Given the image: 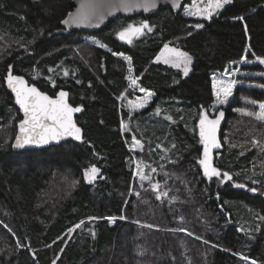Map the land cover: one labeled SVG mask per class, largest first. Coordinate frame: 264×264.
Segmentation results:
<instances>
[{"label": "trees", "instance_id": "obj_1", "mask_svg": "<svg viewBox=\"0 0 264 264\" xmlns=\"http://www.w3.org/2000/svg\"><path fill=\"white\" fill-rule=\"evenodd\" d=\"M191 2L53 34L72 0H0V264H249L241 256L264 264V122L240 111L264 102V0H232L210 19L185 15ZM143 21L151 32L119 40ZM166 43L192 58L187 75L155 60ZM11 63L42 91L67 89L84 107L75 116L82 140L12 149L21 115L4 86ZM131 79L153 95L130 114L121 100L136 94ZM213 79L236 81L227 103H215ZM201 111L226 115L214 162L231 181L206 178L198 164ZM133 138L140 150L129 149ZM137 160L151 179L138 181ZM93 165L89 184L83 172Z\"/></svg>", "mask_w": 264, "mask_h": 264}, {"label": "snow or ice", "instance_id": "obj_2", "mask_svg": "<svg viewBox=\"0 0 264 264\" xmlns=\"http://www.w3.org/2000/svg\"><path fill=\"white\" fill-rule=\"evenodd\" d=\"M202 0H192V5L188 9L189 15L203 16L204 19H210L214 13H218L225 5L230 4L232 0H207V3L200 7ZM117 7L116 5L104 4L102 2H97V0H87L84 2L82 0L79 8L75 13H69L68 18L63 20V24L75 23L77 25L89 23L93 19H103L99 15L98 10L102 7ZM173 8L177 7V0H172ZM119 7L124 11H130L134 7H142L144 11H148L149 8H155L156 4L154 0H143L142 3H130L128 0H120ZM238 19H243L239 17ZM195 28H202L201 23L194 25ZM144 30L148 32L152 31V28L147 21L140 22L138 25L128 24L123 27L117 33L119 40L127 41L129 44L133 42L134 37H139L143 35ZM245 30L247 26L245 25ZM190 34V33H189ZM99 47H104L99 41H93ZM113 55H122L113 53ZM125 60L129 61V72L132 71L130 58L127 56L123 57ZM157 61L163 60L164 63H171L174 67H181L183 65L184 74L187 75L189 71L188 65L191 63V57L176 48L170 47L168 44H164L163 49L160 54L156 57ZM260 64H264V59L259 60ZM51 71V69H50ZM237 72L239 69L236 70ZM64 75H68L67 72ZM6 83L8 89L14 93L15 103L19 106L20 111L23 113V119L19 121V134L16 136L14 148H23L26 145H47L50 141H59L65 137H71L77 141L82 140L81 129L77 127L76 123L73 121V113H78L82 111L81 107H73L68 101V93L61 90L59 91L55 98L45 94L44 92L38 90L37 87L29 85L22 76L13 75L11 72V66L9 67V74L6 77ZM130 83L132 85L136 84L135 79H131ZM235 80L221 81L213 79L212 81V96L215 98L216 104H225L228 102L229 97L233 95V88L235 86ZM261 87H264L262 85ZM141 92L146 90L141 88ZM153 94L149 91L147 95L140 104L137 105L138 108H143L149 97ZM253 105L258 104L259 111L248 112L245 110H240L243 115L252 116L257 121L264 122V102H257L255 100L249 101ZM224 113L220 112L215 119H210L206 111H201L199 113V142L203 145L202 158L198 160V164L203 170V175L212 179L217 178L220 183L226 181H231L232 176L228 172H221L217 167L213 166L212 162V149L219 147L217 143L216 131L217 126L220 124V120ZM170 119V117H169ZM121 129L126 130L127 125L121 123ZM133 143H138L135 138H133ZM256 143V141H253ZM155 171V169H153ZM99 169L93 165L86 168L83 172V179L87 183H92L97 179ZM134 175H138L141 181L147 179L146 175L141 170L139 164L137 165V171ZM73 183H77L74 181ZM236 187L244 188L243 184H236ZM159 187L158 184H152V188L155 190ZM250 191H256V189H250ZM166 195V193L164 194ZM158 200L161 198L160 195L156 197ZM91 219H95L90 217ZM113 219V218H108ZM124 219V217H121ZM260 219L264 220V217ZM83 224L78 223L74 228L68 230L69 233L73 232L75 229L80 228ZM5 227H7L5 225ZM10 231V229H9ZM95 233H93V236ZM239 255V254H237ZM241 259L248 261L249 264H257L255 259H250L249 257L241 256ZM55 264V261H53Z\"/></svg>", "mask_w": 264, "mask_h": 264}, {"label": "water", "instance_id": "obj_3", "mask_svg": "<svg viewBox=\"0 0 264 264\" xmlns=\"http://www.w3.org/2000/svg\"><path fill=\"white\" fill-rule=\"evenodd\" d=\"M183 1L184 0H177L178 6L173 8L172 0H154V2L156 4V7L155 8H149L148 11H144V9L142 7H139V8L134 7L130 11H124L122 8L119 7L120 0H97V2H102V3L106 4V5L107 4L116 5L117 7L110 8V7L105 6V7L100 8L98 10V13H99L100 16L103 17L102 20L97 18V19H93L89 23H84V24H80V25H77L75 23H69V24L66 25V24H63L62 21L68 18L69 13H75L77 11V9L79 8L81 2H82V0H72L73 9L71 11H69L67 13V15L61 20V22H60V26L61 27L59 29L55 30L53 32V34H59V33L68 34L72 30H77V31H82V32H89V31H93V30H98V29L106 26L109 21L113 20L114 18H116L118 16L130 17V16H133V15H136V14H140V13L153 14L156 11H158L159 8L164 7V6L170 7L175 13H177L178 11L181 10V8L183 6ZM84 2H87V0H84ZM128 2H130V3H142L143 0H128ZM31 53H32L31 51H27L25 53H22V54L19 55V59H22L24 56H26L27 54H31ZM10 66H11V72H12L13 75L22 76L29 85L35 86V87L38 88V90L42 91L36 84H34L29 79H27L25 76H23L21 74L14 73L13 72V64L11 63L10 65H8L6 75L4 76V86L11 93V95L14 97V101H15L14 93H12L10 89H8L7 83H6V77L9 74V67ZM61 90L65 91V92H67L69 94L67 89H59L54 95H50L49 93H47L45 91H42V92H44L45 94L55 98L56 94L59 91H61ZM68 101H69V95H68ZM15 105L18 108L19 113L21 115L20 120H22L23 119V113H22V111H20L19 106L16 103H15ZM72 106L73 107H81L82 111L84 110L83 106H74V105H72ZM82 111H80V112H82ZM80 112H78V113H80ZM78 113H73V121L76 123L77 127H79L81 129V136L83 138V129H82V127L80 125L77 124V122L75 120V116ZM219 114L220 113H218L217 115L212 116V117L209 116V118L210 119H215L216 116H218ZM19 121L16 123V132H15V135H14L12 141H11V147H12V149L14 151H22V150H27V149H40V148L48 147V146H51V145H56V144H58V143H60L62 141H65V140H72V141L78 142L77 140H75V139H73L71 137H65V138H62L59 141H50L47 145H40V146H37V145H26L23 148H14L13 144L15 143L16 136L19 134ZM225 121H226V115L224 113L223 117L220 120V124L217 126V131H216L217 143L219 144V147L213 148L212 149V153H211L212 162H213V166L214 167H216L215 162H214V154L217 153L218 151L222 150L221 130H222V127H223ZM197 130H198V134H199V121L197 123ZM202 154H203V145H202L200 158H202ZM201 170H202V168H201ZM202 173H203V170H202Z\"/></svg>", "mask_w": 264, "mask_h": 264}, {"label": "rangeland", "instance_id": "obj_4", "mask_svg": "<svg viewBox=\"0 0 264 264\" xmlns=\"http://www.w3.org/2000/svg\"><path fill=\"white\" fill-rule=\"evenodd\" d=\"M206 3H207V0H202V2L200 3L199 6H200V7H203ZM191 5H192V2H191L190 5H185V6L183 7V13H184L185 15H189V14H188V9L191 7ZM214 14H215V13H214ZM214 14H213V15H214ZM213 15H212V16H213ZM189 16L203 18V16H194V15H189ZM83 39H85L86 41H90V42L98 41L97 39H95V38H94L93 36H91V35H84V36H83ZM166 44H167V43H166ZM168 45H169L170 47H172V48H176V49H178L179 51H182L181 49L175 47L174 45H171V44H169V43H168ZM162 49H163V47H162ZM162 49H161V50H162ZM161 50L158 52V54L156 55V57L160 54ZM182 52H184V51H182ZM156 57H155V60H156ZM156 61H157V60H156ZM160 61L163 62V60H160ZM191 62H192V58H191ZM167 64L172 65L171 63H167ZM172 66H173V65H172ZM173 67H174V66H173ZM188 67H189V71H190L191 63L188 65ZM175 68H180V69L183 71V65H181V67H175ZM189 71H188V73H189ZM43 73H44L43 71H40V72H38L36 75L39 77V76H41ZM183 73H184V71H183ZM129 84H130V86H131L132 88L135 89L136 94H135L133 97H131V98L123 97L122 100H121V104L123 103V106H124V107L129 111V113L131 114V113H134L135 111H138V110L143 109V108L149 103V100H150L151 97H149V98L147 99V101H146V103H145V106H144L143 108H138L137 105L140 104L142 101H144V99H145V97H146L148 91L141 92V91H140L141 88L136 87V84H135V85H132L131 83H129ZM122 123H124L125 125H127V129H126V130H123L124 132H126V131L128 130V122L123 120ZM135 140H136V139H135ZM136 141H137L138 143H135V144H134V143H133V139H132V140L128 143V147H129L130 150L134 151V150H140V149H141V147H142L141 142L138 141V140H136ZM138 164H139L141 170L143 171V173H144V174L146 175V177H147V179L144 180V181H147V180L151 179V177H149V175H147V174L144 172V167H143V165L140 163V161H138V160L136 161V166H135V167H136V171H137V165H138ZM137 177H138V181H139V182H143V181H141V180L139 179V176H138V175H137Z\"/></svg>", "mask_w": 264, "mask_h": 264}]
</instances>
